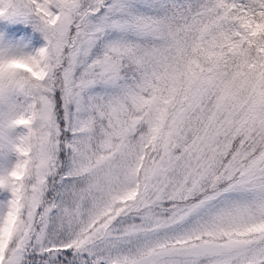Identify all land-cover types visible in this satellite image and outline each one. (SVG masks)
Listing matches in <instances>:
<instances>
[{"label":"rangeland","instance_id":"rangeland-1","mask_svg":"<svg viewBox=\"0 0 264 264\" xmlns=\"http://www.w3.org/2000/svg\"><path fill=\"white\" fill-rule=\"evenodd\" d=\"M51 2L53 6L49 7L52 10L49 16L37 10L34 11L30 1L15 0V5L0 20L8 21L11 28L30 30L31 34L41 38L48 51L49 64L54 70L59 60L60 43L68 34L72 20L74 21L78 15L84 16L82 24L77 27V36L73 40L68 53V62L63 71L66 81V111L64 113L66 121L72 114H79L86 110L84 95L96 87L105 88L117 97L124 81H130L133 76L141 75L148 67L154 68L163 61H167L171 67L180 69L183 73H188L187 77L183 78L182 88L178 94L177 90L174 91L177 94L175 98L165 97L157 90L145 99L144 112L129 116L125 121L124 133L114 149L98 157L92 168L87 171L86 186L72 191L64 202L60 215L55 220L54 225L57 228L60 229L64 225L76 226L81 220L86 203L106 197L120 187L122 168L129 155L130 146L135 142L134 138L141 133V121L146 116L145 113L158 105L161 106L162 116L155 129L149 156L156 151L157 155L150 165L142 168L138 197L133 203L117 206L115 212L105 222H101L91 233L84 235L79 245L86 255L109 254L128 249L139 240L148 239L192 215L199 214L226 195H241L252 203L260 202L264 207V174L260 173L264 170L262 161L249 165L238 174H236L237 162L224 166H219L221 162L212 164L222 157L223 152L227 151L231 145V136L225 133L223 126L232 123L234 115L227 121L224 120L226 113L230 114L232 107L240 104L242 100L245 101L242 105H247L249 97L254 95L257 87L250 89L251 93L248 96L238 93V89L232 92L228 90L230 75L227 73L213 75L216 80H220L224 75L225 78L229 76L228 81L213 84L212 80L208 79L212 74L209 69L207 71L210 64L206 63L205 58L213 57L211 52H206L202 61L197 56L194 62L185 59L193 47L201 44L203 39L210 42L207 36L212 30L218 29V25L223 21V16L218 14L216 7H212L210 11L200 7L197 12H190L189 20L192 22L187 19L185 23L200 21L202 27L197 34L186 36L172 28L169 22L159 18L157 13H154L155 17L152 19H147L146 16L137 18L138 21L126 18V9L134 6L142 8L147 13L158 9L150 0H109L104 10H98L99 0H51ZM209 12L216 13L211 15ZM257 23L258 15H253L252 20L247 23L250 35L254 32ZM107 35H112L109 36L111 39H109L108 49L117 48L118 51H115L117 53L104 55L97 59L98 61L88 65L89 59L101 49L102 40L105 41ZM122 38L142 40L154 38L163 46L157 49L160 52L157 55H154L152 50L144 49L132 51V55L127 56L115 41ZM9 46L7 48L0 40V75H5L10 67L16 68L15 73H23L20 71L22 67L34 69L37 72L36 59L42 50L41 44L30 47L26 52L13 43ZM228 56H225L226 61L229 60ZM194 64H200L202 68V71L197 69L198 75L194 73ZM23 78L24 88L34 95L37 105L35 132L37 156L31 179L27 184L22 232L17 239L13 226L20 214L17 210L15 195L12 192L5 198L0 197V234H2L0 235V264H20L25 257L26 247L29 244H31L29 249L32 245L37 246L32 242L31 237L38 244L43 239L50 224L48 214L51 211L49 206L43 204L44 190L47 187L49 175L57 170L56 155L60 149L61 130L54 112L55 102L51 87L54 77L32 80L25 75ZM224 86H227L226 89L224 88L226 94L224 93L218 99L212 110V116L206 121L202 135L196 137L195 142L188 148L195 147H192L191 152L187 154H184L185 150L181 151L182 155L173 154L181 142L179 133L182 127L188 123L193 128L205 102L210 101L216 91ZM131 89L123 88L122 93L128 95ZM228 91L231 95H227ZM186 94H189L188 102L185 103L187 107L180 108L178 105L172 109L174 101L179 98L183 101V96ZM4 104L12 110V101L4 102ZM12 120L11 118L5 120V125L6 123L14 125L15 122ZM10 124L5 126L3 122H0V191L4 188L13 190L15 176L20 173V165L16 166L15 162L10 169L5 156L6 152L12 151L11 149H14L13 158L19 155V150L15 149L18 143L12 134ZM204 151L210 152L206 162L202 154ZM213 172L216 174L214 186L217 188V185H220L218 192L198 203L179 206L169 218L156 214L155 209L160 207L162 201H175L176 204L177 201L201 191L205 179L212 178ZM226 179L231 181L224 183ZM123 184L124 182L121 187ZM35 226L38 229L34 232ZM5 249L8 254L3 258ZM263 258L264 232L249 239L233 238L223 242L205 240L189 244L180 242L179 245L151 251L141 258L118 264H242L259 262Z\"/></svg>","mask_w":264,"mask_h":264},{"label":"trees","instance_id":"trees-1","mask_svg":"<svg viewBox=\"0 0 264 264\" xmlns=\"http://www.w3.org/2000/svg\"><path fill=\"white\" fill-rule=\"evenodd\" d=\"M30 1L32 9L50 16L53 6L51 0H26ZM99 9L104 10L109 4V0H99ZM158 9L147 13L142 8L134 6L126 9L125 16L131 20H139L142 16L152 19L157 13L163 21L169 22L172 28L180 31L183 35L191 36L201 30L202 23H185L189 20L190 12H197L198 8L208 10L216 7L218 14L223 16V21L218 25V29L212 30L207 36L210 42L205 41L193 47L186 60L194 62V59L205 57L206 52H211L213 57L207 59L208 69L212 76L208 79L213 84L228 81V77L223 76L220 80L214 79L213 75L227 73L230 75V88L228 90L248 96L253 87H257L254 95L249 97L247 105L242 100L240 104L233 106L231 113H226L224 120L228 121L233 116V122L224 125L225 133L231 136V145L228 150L217 161L212 164L220 163L219 166L237 162L236 174L242 172L257 161L264 164V0H150ZM15 0H0V18L7 14ZM240 4V6L238 5ZM55 8V7H53ZM210 13V12H209ZM213 12L211 15H214ZM253 15H258V23L254 32L250 35L247 29L249 21ZM113 18V17H112ZM84 16L78 15L70 24L68 34L60 43V55L54 70L49 64L48 51L43 45V40L31 34L30 30L11 28L8 21L0 20V40L3 45L9 48V44L17 45L23 52L30 47L41 44L37 60V72L34 69L20 68L23 73H15L16 68L10 67L5 75H0V122L5 125V120L11 118L15 122L12 126V134L18 143L17 151L19 155L14 156L13 150L6 152L10 169L19 164L20 173L15 176L13 190L9 188L1 189L0 197L5 198L12 192L18 205L17 210L20 216L14 222L16 239L22 232V220L26 209L27 184L32 176L33 165L36 160V101L34 95L26 90L24 76L27 75L32 80H41L52 76L53 99L55 102V115L58 119L61 136L60 149L56 159L57 170L49 175L47 187L44 190V203L51 209L49 215L50 224L47 227L44 237L37 246L28 247L23 260L20 264H118L120 262H130L141 258L151 251L172 247L181 243H196L205 240H215L223 242L230 239H249L256 237L264 232V207L260 202H250L241 195H226L214 204L208 206L199 214L192 215L190 218L176 224L170 229L163 230L148 239L139 240L125 249L114 253L86 255L81 248V241L84 235L91 233L101 222L110 217L117 206L125 203H133L139 193L141 183V171L145 165H150L157 155L155 150L150 154L151 145L154 140L157 123L162 116L161 106H153L143 118L140 124L141 133L136 135L135 142L130 146L129 155L122 168V178L120 187L106 197L91 200L85 204L83 215L76 226L64 225L57 228L55 220L60 215L64 202L67 201L72 191L81 189L87 184V171L92 168L98 157L103 153L114 149L117 141L121 139L125 121L131 115H139L144 112L146 100L154 92L159 90L163 95L175 98L182 88L183 78L188 73L180 69L171 67L167 61L160 62L156 67H148L144 73L133 76L130 81H124L119 96L115 97L105 88L96 87L85 93L86 110L79 114H72L69 120L65 118L66 106V81L64 79V68L68 62V53L73 45L78 31V25L83 22ZM109 36L103 41L101 49L93 55L89 61L96 62L104 55L115 54L118 51L109 50ZM128 40V41H126ZM118 45L126 52L125 55H132V51L152 50L157 55L159 47L157 39H115ZM207 48V49H206ZM229 55V60L226 57ZM98 59V60H97ZM5 62H8L5 60ZM14 66V65H13ZM194 73L198 75L197 69L202 71L200 64H194ZM205 68V67H204ZM203 68V69H204ZM205 70V69H204ZM206 71V72H207ZM224 78V79H223ZM223 79V80H222ZM129 84V85H128ZM194 86V85H193ZM227 87V86H226ZM222 87L216 91L210 101H206L204 108L199 114L195 125L190 127L186 123L181 130V142L174 150L175 155L185 150L184 154L190 153L195 138L202 135L206 121L212 116L214 106L217 104L224 93ZM123 88H132L129 93L123 94ZM177 90V94L174 91ZM227 95H231L228 91ZM226 95V96H227ZM163 97V98H165ZM189 94L183 96V101L176 99L172 109L178 105L186 108ZM244 98V97H242ZM182 100V99H181ZM12 101V110L4 102ZM185 101V102H184ZM240 102V101H239ZM242 106V107H241ZM252 117V118H250ZM6 129V128H5ZM11 131V130H10ZM225 134V135H226ZM227 137V136H226ZM18 140V141H17ZM229 142V143H230ZM203 157L206 162L210 152L204 151ZM182 155V154H180ZM237 159V160H236ZM8 167V166H7ZM9 169V170H10ZM220 169V167H219ZM8 172V171H6ZM264 174V170L261 172ZM242 174V173H241ZM212 178L205 179L204 187L198 193L187 196L176 202L162 201L160 207H156L155 212L159 216L169 218L179 206L191 205L200 202L205 198L211 197L220 189L214 186L216 174L213 172ZM231 179L224 180V183ZM179 182V181H178ZM185 201V202H183ZM174 206V207H173ZM38 227H34V232ZM2 235V234H0ZM5 249L4 257L7 256ZM242 264H264L250 262Z\"/></svg>","mask_w":264,"mask_h":264}]
</instances>
